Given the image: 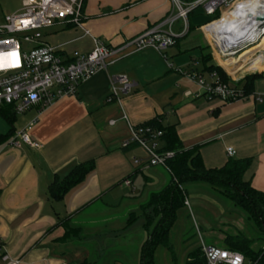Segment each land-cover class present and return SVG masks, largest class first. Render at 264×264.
<instances>
[{
  "label": "crops",
  "instance_id": "crops-1",
  "mask_svg": "<svg viewBox=\"0 0 264 264\" xmlns=\"http://www.w3.org/2000/svg\"><path fill=\"white\" fill-rule=\"evenodd\" d=\"M172 12L169 0H85L82 25L89 36L70 22H60L43 30L42 41L64 57L90 53L93 38L119 48ZM182 28L183 23L176 22L173 32L179 35ZM192 31L176 40L166 58L152 49L125 52L107 70L82 83L75 96L16 116L14 131L33 124L29 135L41 145L39 150L10 148L11 127L0 117V241L11 259L20 264H100L108 258L109 264H123L118 261L121 255L106 256L112 240L118 241L119 232L128 227L122 223L123 214L143 218L139 204H147L171 184L169 172L147 166L148 157L140 147L122 148L130 137L129 125L138 128L162 117L161 124L176 127L184 148L199 150L208 169L222 167L229 159L227 149L232 148L235 159L253 160L245 178L264 193V78L255 82L247 100L209 97L186 76L211 75L203 73L205 56L211 54L212 64L231 74L253 56L242 65L225 68L208 43V50L197 59L192 53L201 46L189 41ZM258 72L264 75V60L251 74ZM118 78L132 84L129 93L121 92L119 83L112 84ZM113 86L118 99L109 102ZM135 158L141 161L139 166ZM88 162H94L95 169L83 183L60 201L49 197L53 183ZM66 222L83 235L68 239ZM91 228H95L92 236Z\"/></svg>",
  "mask_w": 264,
  "mask_h": 264
},
{
  "label": "built area",
  "instance_id": "built-area-1",
  "mask_svg": "<svg viewBox=\"0 0 264 264\" xmlns=\"http://www.w3.org/2000/svg\"><path fill=\"white\" fill-rule=\"evenodd\" d=\"M21 1L22 10L0 22V106L13 107L16 116L24 115L36 107H49L62 98L75 96L82 83L100 71L107 70V67L117 62L125 52L134 54L152 49L166 58L165 52L175 45L176 40L189 33L190 16L199 9H204L206 16L213 18L201 26V30L213 53L224 62L239 60L249 48L258 47L264 39V22L255 23V18L264 14V6L244 18L241 17L242 22L236 23V30H240L239 34L242 36L236 35L235 44L229 45L223 43L224 35L220 39L213 28L224 19L225 13H232L238 4L246 0H169L173 6L172 14L122 47H109L93 38L94 49L90 53L73 52L69 57H64L59 54L58 48L43 43L42 32L60 22H70L84 30L82 10L85 0ZM179 21L183 23V28L178 35L173 32V27ZM84 31L85 35L89 36V32ZM207 34H210L209 38ZM237 38L243 40L237 41ZM259 56L262 55L255 54L252 59ZM186 76L196 82L211 98L223 102L248 99L241 88L221 83L215 73L210 75L212 82L209 84L200 74ZM116 82L120 84L121 92H130L132 84L126 78L112 80L113 85ZM113 99H118V89L114 86L109 102ZM122 119L127 122L124 114ZM159 123L161 124V121ZM114 124L115 122H110V125ZM32 125L16 131L8 146L13 149H21L24 146L41 149V145L34 142L29 135ZM129 131L130 137L122 143V148L127 149L132 145L140 147L148 157V167H160L171 174L168 162L175 157V153L161 152L163 131L152 125L138 128L129 125ZM226 153L228 158H234L236 155L232 148H228ZM133 162L137 166L141 164L136 158ZM125 184L130 185V182ZM185 206L190 208L187 197ZM200 250L203 260L197 264H259V261L228 248L206 246L202 243ZM0 263L20 264L5 253L1 241Z\"/></svg>",
  "mask_w": 264,
  "mask_h": 264
},
{
  "label": "trees",
  "instance_id": "trees-1",
  "mask_svg": "<svg viewBox=\"0 0 264 264\" xmlns=\"http://www.w3.org/2000/svg\"><path fill=\"white\" fill-rule=\"evenodd\" d=\"M190 30H193L191 24ZM262 43L248 53L252 52L255 54L259 52L264 47ZM211 57L212 55L209 54L203 58V73H215L221 83L231 85L225 71L221 67L212 64ZM205 60H208V63ZM240 61L241 59L235 62L238 65H242L243 63L240 64ZM262 78H264L263 74L248 76L242 86L233 87L241 88L244 96L249 98L254 93L255 82ZM0 117L11 127L8 135L11 139L16 132L13 129L16 122L13 107L6 105L0 106ZM162 119L160 117L142 125H152L163 131L161 152H173L175 153V157L168 162V167L171 171V184L160 193L152 195L147 204V210L152 209V215H154L156 222L151 226L149 220L146 219L147 224L145 228L148 232L151 230V235H149L148 240L142 247L140 264H155L154 254L160 245L168 249L171 248L169 234L175 223L177 211L185 206L187 196L185 190L183 192L181 188L185 184L203 181L212 186L226 189V191L230 192L231 201L237 206H241L249 216V219H252L256 226L260 228L261 232L264 233V193L255 190L251 182L245 178L253 160L250 158H229L222 167L208 169L202 161L199 150L197 148H184L176 131V127L160 124L159 122ZM94 169V162H88L75 167L62 182H56L51 185L48 193L49 197L56 201L62 200L67 193L83 183ZM135 221L136 215L132 214L127 226L132 225ZM250 246L251 242L246 238L240 236H229L226 238V248L239 252L247 258L259 261V264H264V247L255 252ZM202 260L201 250H197L188 255L186 264H197L202 262Z\"/></svg>",
  "mask_w": 264,
  "mask_h": 264
},
{
  "label": "rangeland",
  "instance_id": "rangeland-1",
  "mask_svg": "<svg viewBox=\"0 0 264 264\" xmlns=\"http://www.w3.org/2000/svg\"><path fill=\"white\" fill-rule=\"evenodd\" d=\"M21 10V0H0V22H3L6 17ZM212 19L206 16L204 9H199L190 16V24L193 26V31L189 35V41H195L197 45L201 46V49L194 50L192 53L197 59H201L202 53L208 50V42L200 27ZM179 25L181 24H177V27ZM252 49L254 47L249 48L247 51L249 52ZM248 52L240 57V64L246 62L247 59L256 54ZM263 54L264 52H262ZM211 59L213 61V57ZM236 60L234 59V61ZM205 61L207 62L208 60ZM237 73L231 74L228 71L226 73L229 83L237 87L242 86L248 76L259 74L258 72L242 75L241 71ZM203 80L207 84L212 82L208 74L203 76ZM181 188L185 189V194L187 193L186 196L189 200L190 208L183 206L177 211L175 223L169 234L171 248L168 249L163 245L157 247L154 254L155 264H186L188 255L200 250L202 243L206 246L226 248V238L229 236H240L248 239L251 242L250 247L255 252L264 247V233L261 232L252 219H249V216L241 206H237L231 201L229 191L203 181L185 184ZM183 189L182 191L184 192ZM147 204L146 201L139 204V209L144 212V217L142 218V216L137 215L136 221L132 225L128 226L124 232H119L118 236L120 238L118 241L112 240L114 244L111 247L109 246L110 248H108L106 256L118 254L119 256L121 255L118 261L123 264H140L142 247L148 240L149 235H151V230L148 232L145 228L147 224L146 219L149 220L151 226L156 222L154 215H152V209L147 211ZM123 213L125 212L123 211ZM147 213L148 215H146ZM128 214L129 212L123 214V224L126 223L127 225L130 216L132 214L135 215V213ZM64 226L68 230L65 235L69 237L68 239L83 235L77 228L70 226L68 222ZM112 228L114 227H107V229ZM93 232H95V228H91L89 234L92 236ZM107 233L109 234V232ZM108 236L112 237V235ZM109 261L111 260L105 258L100 261V264H109Z\"/></svg>",
  "mask_w": 264,
  "mask_h": 264
},
{
  "label": "bare ground",
  "instance_id": "bare-ground-1",
  "mask_svg": "<svg viewBox=\"0 0 264 264\" xmlns=\"http://www.w3.org/2000/svg\"><path fill=\"white\" fill-rule=\"evenodd\" d=\"M263 2L264 0H246L238 4L236 10H234L232 13H225L224 19L220 23H218L216 27L213 28L218 33L220 39L221 36L224 35V37H222L223 43H228L229 45L235 44L236 35L242 36L241 34H239L240 30H236V23H241V20L242 18H244L245 15L254 13L258 10V8L264 6ZM224 31L227 32L225 33ZM207 35L209 38L210 34ZM263 60V56H259L258 58L248 62L241 68L237 67L235 70H233L235 74L238 71H241L242 75L245 73H253L260 68V65L262 64ZM223 65L225 66V68H229L233 65H237V63L232 59L228 62L223 63Z\"/></svg>",
  "mask_w": 264,
  "mask_h": 264
},
{
  "label": "water",
  "instance_id": "water-1",
  "mask_svg": "<svg viewBox=\"0 0 264 264\" xmlns=\"http://www.w3.org/2000/svg\"><path fill=\"white\" fill-rule=\"evenodd\" d=\"M263 22H264V14L263 15H259V16H257L255 18V23L256 24H260V23H263ZM241 40H243V38L242 39L239 38L237 41H241ZM258 54H260V53L258 52Z\"/></svg>",
  "mask_w": 264,
  "mask_h": 264
}]
</instances>
